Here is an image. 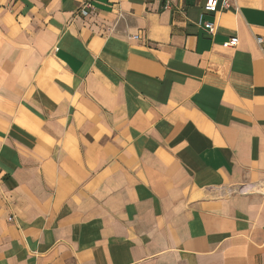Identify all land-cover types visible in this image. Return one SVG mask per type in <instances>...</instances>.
Masks as SVG:
<instances>
[{
	"label": "crops",
	"instance_id": "0c3cea01",
	"mask_svg": "<svg viewBox=\"0 0 264 264\" xmlns=\"http://www.w3.org/2000/svg\"><path fill=\"white\" fill-rule=\"evenodd\" d=\"M205 2L0 0V264H264V0Z\"/></svg>",
	"mask_w": 264,
	"mask_h": 264
},
{
	"label": "built area",
	"instance_id": "2783aa9c",
	"mask_svg": "<svg viewBox=\"0 0 264 264\" xmlns=\"http://www.w3.org/2000/svg\"><path fill=\"white\" fill-rule=\"evenodd\" d=\"M219 0H206L204 4V12L206 13H212L216 11L218 6ZM230 6V0H222L221 7L222 8H228ZM91 7L90 3L87 1L83 3L79 9V12L83 15H86L88 13L89 8ZM200 24L204 27V29L207 30L208 33L213 34L215 31V27L213 23L211 22H202L199 21ZM256 42L259 45L264 46V39L262 37H256ZM238 43V38L236 36H233L229 39V44L231 46H235Z\"/></svg>",
	"mask_w": 264,
	"mask_h": 264
}]
</instances>
